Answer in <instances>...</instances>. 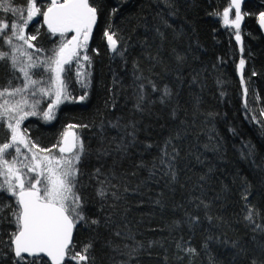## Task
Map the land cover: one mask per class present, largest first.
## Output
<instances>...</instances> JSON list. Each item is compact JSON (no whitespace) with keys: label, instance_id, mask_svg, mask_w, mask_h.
<instances>
[{"label":"trees","instance_id":"trees-1","mask_svg":"<svg viewBox=\"0 0 264 264\" xmlns=\"http://www.w3.org/2000/svg\"><path fill=\"white\" fill-rule=\"evenodd\" d=\"M49 1L36 3L43 11ZM89 3L97 20L86 49L91 63L80 60L87 87L66 75L70 102L51 121L37 115L21 122L39 149L59 150L68 125L77 126L84 145L76 191L98 223L75 227L62 264H77L71 257L87 244L81 264H264V231L253 230L264 225V39L256 27L264 0L245 3L240 44L224 25L228 0ZM13 7H26L25 0H13ZM12 14L0 9V21L11 22ZM105 31L115 34L116 52ZM26 32L37 37L40 55L55 49L58 35L42 15ZM241 59L243 82L236 73ZM11 72L0 60V90L14 83ZM141 84L143 111L136 108ZM165 86L170 95L161 102ZM9 141L0 127V144ZM9 153L6 159L16 156L14 148ZM98 181H105L104 197ZM0 201L15 198L0 193ZM249 208L259 213L251 222ZM10 219L0 217V264L16 261ZM16 264L50 263L25 257Z\"/></svg>","mask_w":264,"mask_h":264},{"label":"snow or ice","instance_id":"snow-or-ice-1","mask_svg":"<svg viewBox=\"0 0 264 264\" xmlns=\"http://www.w3.org/2000/svg\"><path fill=\"white\" fill-rule=\"evenodd\" d=\"M25 5L24 8H16L13 7V0H0V9L18 16V19L10 24L0 21V34L5 29L11 28V35L6 39V43L12 45L11 66L24 77L22 87L0 90V99L3 100V103H0V121L7 119V128L11 132L10 141L0 144V177H3L2 182H0V193H6L9 197L15 198L14 204L0 201V217L6 220L10 217L9 222L14 223L16 226V230L10 233L9 236V245L14 251L16 261L24 260V254L30 257L46 254L51 259L52 264H61L68 256L73 229L81 222L92 225L98 223L97 220H89L86 216L83 198L76 191L78 183L76 178L79 174L76 165L84 152V145L77 133L72 131L77 126L68 125V128L62 134L60 144L63 146L60 147L59 151L61 154L71 153L72 159L61 158L57 160L55 157L50 159L48 155L39 156L38 153H50L51 149H39L35 143L27 138L26 131L22 130L20 126L21 122L28 116L40 115L45 121H51L54 118L56 107L63 101L71 99L61 74L65 71V66L70 65L73 61L79 67H83L80 64V52L87 49L93 25L97 20V8L92 6L89 0H51L47 9L43 11L37 6L36 0H25ZM230 7L235 8V19L229 20V8H226L223 13L224 22L236 29V40L240 41V27L243 19L241 0H232ZM37 15L43 16L44 24L47 25L53 35L58 33L63 37L68 32L75 33L70 40L62 41L54 50L52 56L39 63L34 61L32 54L27 51L28 48L34 47L31 41L36 40L37 37L35 35L28 36L25 32L29 22ZM259 22L264 27V12L259 13ZM104 35L108 40L109 48L116 52L117 40L114 39L115 34L105 31ZM13 37L23 41L27 48L23 45H14ZM37 51H40V49H37ZM22 56L27 57V59L21 60L20 57ZM8 57L9 53L0 52V60ZM83 60L89 64L91 63L90 57L86 54L83 56ZM244 63V60L241 59L239 65L241 70ZM39 67H44L45 71L52 74L49 87L39 88L40 94L55 96L53 102L48 105L47 110L42 113L36 110L37 105L40 103L39 100L29 104L25 98L30 86H36L40 83L32 79L31 71ZM84 77V73L77 72L78 80L84 81ZM82 86L87 87V83H82ZM140 88L142 91L136 108L143 111L144 85L141 84ZM153 90H157L155 85H153ZM35 94V92L32 93L33 96ZM168 95H170V92L165 86L161 102ZM16 96L21 98L14 101L10 99ZM86 96L87 93L79 99L83 101ZM25 105L31 110L26 111ZM132 127H135V125H132ZM129 135H134V133H129ZM167 143H170V140L166 141ZM21 146L32 153L30 160L26 154H24V160L18 159L22 154ZM120 147L121 145H117V148ZM148 147H151V145H148ZM13 148L17 156L9 161L5 157L10 154L9 150ZM25 169L26 171H24ZM30 173H35V176H30ZM100 174L101 169H96L94 175L98 176ZM98 183L101 187L98 189L97 195L104 197L105 190L103 186L105 181H98ZM125 190L127 191V189ZM113 196H115V193H113ZM243 198L247 199V192H245ZM5 212L8 213V216H3ZM254 215H259V213L253 208H249L245 219L251 222ZM192 219L193 221L196 220L195 217ZM253 230L264 231V225L257 224ZM116 235H120V233L117 232ZM90 247L91 244L85 245L84 254L77 252L71 259L76 260L77 264L86 261L88 259L86 253ZM139 247H142V245L137 244V248ZM149 247H151V243ZM137 248H132L129 255L136 253ZM188 251L194 250L188 249ZM16 261H14V264H16ZM124 264H127V262H124ZM252 264H256V262L253 261Z\"/></svg>","mask_w":264,"mask_h":264},{"label":"rangeland","instance_id":"rangeland-1","mask_svg":"<svg viewBox=\"0 0 264 264\" xmlns=\"http://www.w3.org/2000/svg\"><path fill=\"white\" fill-rule=\"evenodd\" d=\"M50 2H51V0L49 1V4H50ZM47 9V8H46ZM11 14H12V12H11ZM13 16H14V18L12 19V21L11 22H14V21H16L17 19H18V16L16 15V14H12ZM39 15H37L36 17H34V19H36L37 17H38ZM43 17V16H42ZM33 19V20H34ZM234 19V13H233V11H231L230 12V15H229V20H233ZM32 20V21H33ZM32 21L31 22H29V24L30 23H32ZM11 22H6V23H11ZM28 24V25H29ZM27 28V27H26ZM232 28V27H231ZM235 30V29H234ZM25 32H26V29H25ZM11 35V28L9 27L8 29H5L4 30V32L2 33V34H0V52H6V53H9V57L8 58H6V59H4V61H6L10 66H11V59H10V57H11V54H12V45H9L8 43H6V39H7V37L8 36H10ZM26 35H28V33L26 32ZM55 35H58V40H57V43H56V47H55V49L60 45V43L62 42V41H64V42H66L67 40H70V38H69V36L67 35V33L62 37L60 34H55ZM29 36V35H28ZM31 43H32V41H31ZM107 43H108V40H107ZM13 44L14 45H16V46H21V45H23L25 48H27V45H24V42L23 41H21V40H18V39H16L15 37H13ZM33 44V43H32ZM34 45V44H33ZM109 46V45H108ZM2 49V50H1ZM54 49V50H55ZM37 49H36V47L34 46L33 48H28L27 49V51L29 52V53H31L32 54V57H33V60L34 61H36V62H40V61H43V60H45L47 57H49V56H52L53 55V52H54V50L53 51H51L50 50V52H46V53H48V55H45V56H43V55H40V53H39V51H36ZM82 52H84V54H80V56H82V58H83V56L86 54V49H83V50H81V52L80 53H82ZM17 55H19V53H17ZM81 58V59H82ZM20 59L21 60H26L27 59V57H20ZM74 62L75 61H73L70 65H66L65 66V71L61 74V78L65 81V83H66V87H67V92L69 93V89H68V81H67V79H66V75H68L69 77H71V76H73L74 77V80L78 83V84H80L81 86H82V83H84V82H86L87 83V80H86V77H84V81H80V80H78V78H77V72L78 71H80V72H82V73H84V70H85V68L84 67H79V66H77V63H75V65L78 67V68H80L79 70H77L76 68H72L71 66H74L73 64H74ZM11 68H12V66H11ZM13 69V68H12ZM16 73H12L11 72V74H13L14 76H9V79L11 78V81L12 82H14L12 85H10V87H9V89H14V88H17V87H22L23 86V83H24V77H23V75L18 71V70H15V69H13ZM32 71V79H34V80H37V81H39L40 83L38 84V85H36V86H30V88L27 90V93H26V95H25V98L28 100V103L29 104H32L34 101H36V100H39L40 101V103L37 105V111L38 112H40V113H42L43 111H45V110H47V108H48V105L50 104V103H52L53 102V100L55 99V96L54 95H50V96H43V95H41L40 94V92H39V88H47V87H49V85H50V76L52 75L51 73H49V72H47V71H45V68L44 67H39V68H35V69H32L31 70ZM68 71H71V74H70V72H68ZM85 74V73H84ZM33 92H35L36 94H35V96H33L32 95V93ZM70 95V97H71V94H69ZM21 97L20 96H16L15 98H10V99H13V101L14 100H17V99H20ZM72 99V98H71ZM71 99H69V100H65V101H63L62 103H60L57 107H56V109H55V111H54V114H55V112H56V110H57V108L59 107V106H61L63 103H65V102H70V100ZM0 103H3V100L2 99H0ZM25 110L27 111V110H31V109H29L28 107H27V105H25ZM40 116V115H39ZM13 123H14V121H13ZM7 124H8V120L7 119H4L3 121H0V125H2V126H0V127H2L3 129H6L7 128ZM21 127V126H20ZM68 128V127H67ZM67 128H65V130L67 129ZM64 130V131H65ZM72 131H74L73 129H72ZM7 132L9 133V138H11V132H10V130L7 128ZM64 133V132H63ZM61 146H62V144H61ZM60 146V147H61ZM21 155L18 157V159H20V160H24V154H26L28 157H29V160H30V158H31V155H32V153H30V152H28V150L27 149H25V148H23V146H21ZM35 151V150H34ZM38 155L39 156H44V155H48L49 156V158L51 159L52 157H55L57 160H59V159H61V158H65V159H72V154L71 153H63V154H61L60 153V151L59 150H55V151H51L50 153H46V152H40V153H38ZM16 156H17V154H16ZM13 158V157H12ZM12 158H10V159H8L9 161H11L12 160ZM27 162V161H26ZM24 171H26V169L24 170ZM30 176H35V173H30L29 174Z\"/></svg>","mask_w":264,"mask_h":264},{"label":"water","instance_id":"water-1","mask_svg":"<svg viewBox=\"0 0 264 264\" xmlns=\"http://www.w3.org/2000/svg\"><path fill=\"white\" fill-rule=\"evenodd\" d=\"M248 0H241V13H242V15H243V19L241 20V27H240V29L245 25V15H244V5H245V3L247 2ZM228 2H229V6L227 7V8H229V15H230V12L231 11H233V13H234V19H235V8L234 7H230V5H231V2H232V0H228ZM223 13H224V11H223ZM224 17V16H223ZM229 18V17H228ZM233 19V20H234ZM44 22V21H43ZM46 25V24H45ZM225 25V27H232L233 29H235L233 26H230V25H226V24H224ZM47 26V25H46ZM94 26V25H93ZM256 27H257V29L260 31V33H261V35H262V37H263V39H264V27H262L261 25H260V22H259V17H258V19L256 20ZM236 30V29H235ZM241 36V35H240ZM234 40H235V42L237 43V44H240L241 43V39H240V41H237L236 40V35L234 36ZM241 61V60H240ZM239 65H240V62L238 63V66H237V68H238V70H239V74H242V70L239 68ZM63 146V145H62ZM65 153H67V152H65ZM74 230H75V228L73 229V234H72V237H71V244H72V242H73V237H74ZM71 246V245H70ZM12 253H13V255H14V251L12 250ZM25 255V257H30V256H27V254H24ZM36 257H42V258H44V259H46L47 261H49V263L50 264H52V262H51V259L49 258V257H47L46 256V254H40L39 256H36ZM67 257V256H66ZM31 258V257H30ZM32 258H34V257H32ZM66 259V258H65ZM64 259V260H65ZM64 260L61 262V264L64 262Z\"/></svg>","mask_w":264,"mask_h":264},{"label":"bare ground","instance_id":"bare-ground-1","mask_svg":"<svg viewBox=\"0 0 264 264\" xmlns=\"http://www.w3.org/2000/svg\"><path fill=\"white\" fill-rule=\"evenodd\" d=\"M244 60V59H243ZM244 62H245V60H244ZM238 66V65H237ZM244 66H245V63H244ZM243 66V69H242V74H239L240 72H239V70H238V68L236 69L237 71H236V73H237V76L239 77V79L240 80H243V75H244V67Z\"/></svg>","mask_w":264,"mask_h":264},{"label":"flooded vegetation","instance_id":"flooded-vegetation-1","mask_svg":"<svg viewBox=\"0 0 264 264\" xmlns=\"http://www.w3.org/2000/svg\"><path fill=\"white\" fill-rule=\"evenodd\" d=\"M93 30V29H92ZM67 35L69 36V38L71 39L73 35H75L74 32H68ZM91 37V36H90ZM90 39V38H89ZM89 41V40H88ZM22 129V128H21Z\"/></svg>","mask_w":264,"mask_h":264}]
</instances>
